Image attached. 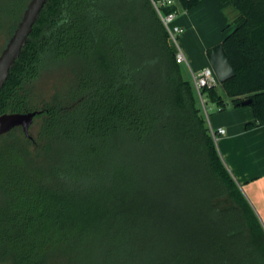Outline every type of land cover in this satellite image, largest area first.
<instances>
[{
  "label": "trees",
  "instance_id": "trees-1",
  "mask_svg": "<svg viewBox=\"0 0 264 264\" xmlns=\"http://www.w3.org/2000/svg\"><path fill=\"white\" fill-rule=\"evenodd\" d=\"M9 1L0 29L13 35L30 0ZM162 1L46 3L0 91V115L40 111L37 136H0V264H264V225L176 61ZM218 1L235 13L221 43L236 75L202 93L220 110L251 99L264 126V0Z\"/></svg>",
  "mask_w": 264,
  "mask_h": 264
},
{
  "label": "crops",
  "instance_id": "crops-1",
  "mask_svg": "<svg viewBox=\"0 0 264 264\" xmlns=\"http://www.w3.org/2000/svg\"><path fill=\"white\" fill-rule=\"evenodd\" d=\"M208 1L205 2L206 6L212 0ZM201 14L203 10L194 7L178 14L175 23L185 30V27L189 28L192 23L194 24V17ZM187 33L185 31V37ZM223 39L206 45V51L221 43ZM203 59L204 63L198 69L199 72L210 66L208 59ZM187 60L190 67V61L188 58ZM190 69L194 72L192 68ZM216 107L219 113L206 117L210 130L218 128L226 130V134L219 135L216 140L219 153L264 225V126L256 125L253 110L249 106H233L227 110H220L217 105ZM248 124L253 126L247 127Z\"/></svg>",
  "mask_w": 264,
  "mask_h": 264
},
{
  "label": "rangeland",
  "instance_id": "rangeland-1",
  "mask_svg": "<svg viewBox=\"0 0 264 264\" xmlns=\"http://www.w3.org/2000/svg\"><path fill=\"white\" fill-rule=\"evenodd\" d=\"M205 2L206 0H203L196 6L197 9L203 10V14L196 18L194 17V24L192 23L193 25L191 24L189 28L185 27V31L188 32L187 37H185V34L179 37V44L190 61V67L187 63L181 64L182 73L187 80L192 82L193 75L190 68H192L195 73L199 72L198 69H200L204 63L203 58H207L206 45L213 42L216 43V41L223 39L234 29L232 20L235 13L228 4L223 5L218 0H212L209 2L212 6H209V8V4L206 6ZM8 3H10L9 0H7L6 5ZM11 36L12 34L8 31L0 29V54L6 47ZM60 76L61 74L54 71H51L50 74H45L38 83V91L48 97L54 94L57 86H60ZM217 88L220 92H223L221 85H218ZM225 100H228L229 103L226 110L232 108L233 105L230 103V100L227 97H225ZM201 106L203 108L202 103ZM206 109L207 111L203 108L205 116L219 113L216 105L210 101H207ZM38 130L39 125H33L31 127L32 135L37 136Z\"/></svg>",
  "mask_w": 264,
  "mask_h": 264
},
{
  "label": "water",
  "instance_id": "water-1",
  "mask_svg": "<svg viewBox=\"0 0 264 264\" xmlns=\"http://www.w3.org/2000/svg\"><path fill=\"white\" fill-rule=\"evenodd\" d=\"M48 0H30L21 21L19 22L14 34L9 39L6 47L0 54V91L3 88L10 71L13 69L23 48L26 46L29 36L33 31L35 24L40 18ZM207 59L220 84L233 78L236 72L230 62V59L222 45L219 43L210 48L207 53ZM251 99L244 100L243 106H248ZM40 111L14 112L0 115V136L11 132L15 128H21L26 137L31 138L30 129L34 123L35 117Z\"/></svg>",
  "mask_w": 264,
  "mask_h": 264
},
{
  "label": "built area",
  "instance_id": "built-area-1",
  "mask_svg": "<svg viewBox=\"0 0 264 264\" xmlns=\"http://www.w3.org/2000/svg\"><path fill=\"white\" fill-rule=\"evenodd\" d=\"M175 3H176V0H164L160 3L154 2V6L156 7L158 11L164 26L168 30L172 41L177 47V54H176L177 63L179 64L187 63L189 65L187 57L185 53L182 51V49L180 48V44H179V37H181L185 33V30L183 27L175 23V20L177 18V13L172 12L167 15H162L159 9L160 5L170 6V5H174ZM192 75H193V83L196 88L199 99L203 105V108L205 109V111H207L206 109L207 99L205 95L202 93V90L206 87L207 88L217 87L218 85H220V82L216 74L214 73L213 69L211 68V66L202 69L198 73H195L192 71ZM211 134L213 138L217 140L219 135L226 134V130L224 128L211 129Z\"/></svg>",
  "mask_w": 264,
  "mask_h": 264
}]
</instances>
